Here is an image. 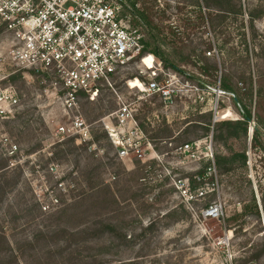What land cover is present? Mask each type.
I'll return each instance as SVG.
<instances>
[{
    "label": "rangeland",
    "instance_id": "1",
    "mask_svg": "<svg viewBox=\"0 0 264 264\" xmlns=\"http://www.w3.org/2000/svg\"><path fill=\"white\" fill-rule=\"evenodd\" d=\"M256 1L124 0L145 52L198 91L168 106L138 100L122 80L113 89L99 87L93 101L81 94L88 145L56 135L68 115L39 78L2 65L11 74L2 86H12L19 102L12 115L0 117V264H264V216L256 211L264 154L249 137L216 144L204 127L208 113L217 121L239 118L234 94L245 96L250 75L247 108L252 125L260 120L264 143V18L254 21L253 32L245 13ZM239 5L242 14L234 12ZM225 73L236 84L234 94L220 89ZM118 98L135 109L146 137L141 158L118 157L108 139L104 124ZM197 140L213 156L244 150L246 167L206 176L208 162L175 152L181 142ZM215 203L219 218L206 216Z\"/></svg>",
    "mask_w": 264,
    "mask_h": 264
},
{
    "label": "built area",
    "instance_id": "2",
    "mask_svg": "<svg viewBox=\"0 0 264 264\" xmlns=\"http://www.w3.org/2000/svg\"><path fill=\"white\" fill-rule=\"evenodd\" d=\"M130 16L124 12V0H0V117L12 115L19 102L12 86H2L11 75L3 70L4 64L39 78L43 92L56 97L68 115V122L56 128L60 139L73 137L87 145L92 136L79 113L81 94L93 101L99 87L113 89L114 82L122 80L138 100L157 98L168 106L178 96L198 91L184 75L144 52L143 33L130 24ZM130 69H136V74ZM110 117L112 121L104 128L117 156L132 153L141 158L146 137L135 119V109L118 98ZM199 143L179 144L175 152L208 162L205 175L215 174L210 146L200 151ZM204 193L200 189L196 195ZM221 213L219 203L205 210L212 218Z\"/></svg>",
    "mask_w": 264,
    "mask_h": 264
},
{
    "label": "trees",
    "instance_id": "3",
    "mask_svg": "<svg viewBox=\"0 0 264 264\" xmlns=\"http://www.w3.org/2000/svg\"><path fill=\"white\" fill-rule=\"evenodd\" d=\"M242 6L239 5L236 10L234 11L237 14H242ZM233 11L231 13H234ZM226 12H223V17H225ZM245 13L247 15V21L251 27V29L254 32L253 29V23L256 19L264 18V0H257L255 3L252 4L250 8L245 9ZM254 35V33H253ZM243 40L245 43V51L247 53V50L249 48L247 47V39L245 37V34L243 33ZM146 50L144 49V52ZM251 51V50H250ZM255 51V50H252ZM259 52L262 58V61H264V46L259 47ZM149 53V52H148ZM155 55L154 53H151ZM156 56V55H155ZM157 57V56H156ZM164 67H168L165 64ZM245 82L247 84V91L245 93V96H240L238 93H236V84L232 82V77L229 73L223 74L221 80H220V89L223 92H232L234 94L233 100L238 106L239 109V118L235 120H226V121H213V116L211 113L207 114L206 124L204 125L206 134L211 132L212 141L216 144H223L224 146L227 144L229 140L238 139L241 137H249L251 138V142L253 144V148L256 150H259L262 154H264V143L261 142V131H260V120H257V123L254 125L251 124L252 115L247 108V101L250 102L253 90H252V82H251V76L248 75L247 78H245ZM258 119V118H257ZM251 127V135L249 134ZM172 138V136H170ZM190 142V141H184ZM184 142H181L184 143ZM248 161V156L244 150H238V151H230L227 155H222L219 153H215L213 156V162L215 169H217L220 172H227L232 169L233 165H237L240 167H246ZM261 205L260 208L256 206L257 213H261L262 216H264V194H262V197L260 199ZM260 211V212H259Z\"/></svg>",
    "mask_w": 264,
    "mask_h": 264
},
{
    "label": "bare ground",
    "instance_id": "4",
    "mask_svg": "<svg viewBox=\"0 0 264 264\" xmlns=\"http://www.w3.org/2000/svg\"><path fill=\"white\" fill-rule=\"evenodd\" d=\"M148 63V61H146ZM230 113L227 111L226 114H224V116H228Z\"/></svg>",
    "mask_w": 264,
    "mask_h": 264
},
{
    "label": "water",
    "instance_id": "5",
    "mask_svg": "<svg viewBox=\"0 0 264 264\" xmlns=\"http://www.w3.org/2000/svg\"><path fill=\"white\" fill-rule=\"evenodd\" d=\"M213 121H216L215 117L213 118ZM249 132H250L249 134L251 135V127H250V131Z\"/></svg>",
    "mask_w": 264,
    "mask_h": 264
}]
</instances>
